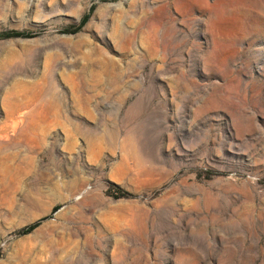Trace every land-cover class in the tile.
I'll list each match as a JSON object with an SVG mask.
<instances>
[{
    "label": "rangeland",
    "instance_id": "rangeland-1",
    "mask_svg": "<svg viewBox=\"0 0 264 264\" xmlns=\"http://www.w3.org/2000/svg\"><path fill=\"white\" fill-rule=\"evenodd\" d=\"M9 30L0 264H264V0H0Z\"/></svg>",
    "mask_w": 264,
    "mask_h": 264
},
{
    "label": "trees",
    "instance_id": "trees-1",
    "mask_svg": "<svg viewBox=\"0 0 264 264\" xmlns=\"http://www.w3.org/2000/svg\"><path fill=\"white\" fill-rule=\"evenodd\" d=\"M85 21V17L81 18L79 21V24L75 27V28H71V30H76L78 29ZM70 31V30H69ZM31 34L29 32H24V31H19V30H9V31H1L0 32V38H7V37H28ZM115 189H117L119 195L118 196H125L127 195L126 192L122 191L118 186H114ZM56 208V206L54 207V209ZM37 224V222H34L32 224H30L29 226L23 228L20 233H26L28 232L30 229H32L35 225Z\"/></svg>",
    "mask_w": 264,
    "mask_h": 264
}]
</instances>
